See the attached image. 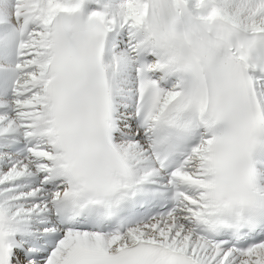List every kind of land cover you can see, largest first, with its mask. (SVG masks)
<instances>
[{
	"label": "snow or ice",
	"instance_id": "6c2138e0",
	"mask_svg": "<svg viewBox=\"0 0 264 264\" xmlns=\"http://www.w3.org/2000/svg\"><path fill=\"white\" fill-rule=\"evenodd\" d=\"M0 264H264V0H0Z\"/></svg>",
	"mask_w": 264,
	"mask_h": 264
}]
</instances>
